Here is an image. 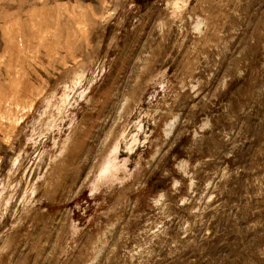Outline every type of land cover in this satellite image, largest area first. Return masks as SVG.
I'll return each instance as SVG.
<instances>
[{
  "label": "rangeland",
  "instance_id": "1",
  "mask_svg": "<svg viewBox=\"0 0 264 264\" xmlns=\"http://www.w3.org/2000/svg\"><path fill=\"white\" fill-rule=\"evenodd\" d=\"M0 264H264V0H0Z\"/></svg>",
  "mask_w": 264,
  "mask_h": 264
}]
</instances>
